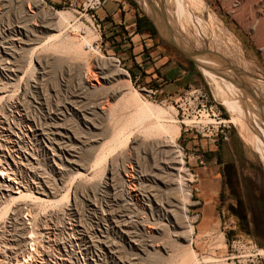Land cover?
<instances>
[{
  "label": "rangeland",
  "instance_id": "obj_1",
  "mask_svg": "<svg viewBox=\"0 0 264 264\" xmlns=\"http://www.w3.org/2000/svg\"><path fill=\"white\" fill-rule=\"evenodd\" d=\"M123 1L180 85L131 72L102 5L0 0V40L27 44L21 94H0V195L6 167L40 191L0 203V264H249L264 223L249 234L229 205L264 200V0ZM227 170L243 188L217 182L207 229L200 192Z\"/></svg>",
  "mask_w": 264,
  "mask_h": 264
},
{
  "label": "crops",
  "instance_id": "obj_2",
  "mask_svg": "<svg viewBox=\"0 0 264 264\" xmlns=\"http://www.w3.org/2000/svg\"><path fill=\"white\" fill-rule=\"evenodd\" d=\"M98 17L104 28L107 25H114L116 33L113 34L114 40H116V48L119 49V58L128 65L131 72L136 74L137 70H144L146 75L150 78H161L164 80L163 85H180L182 81L186 80V76L180 73V67H171L169 63H165V59L161 56H154L155 53L149 54L151 36L136 33L137 29V18L141 17L137 15L133 9L129 8V5L121 0H106L100 11ZM120 29V30H118ZM122 31V32H120ZM151 40V39H150ZM146 49L147 52L144 51ZM150 56L153 57L150 62ZM217 182L220 183V191L222 189L223 175L213 178V183L205 184L201 190L202 196L210 197L209 200L204 203L202 207V219L199 222L200 226H204L209 229L214 225L216 221V213L218 206L214 205V195H216L218 186ZM212 185L215 187L213 189ZM219 191V190H218ZM204 196V198H206ZM262 264H264V256L260 258Z\"/></svg>",
  "mask_w": 264,
  "mask_h": 264
},
{
  "label": "built area",
  "instance_id": "obj_3",
  "mask_svg": "<svg viewBox=\"0 0 264 264\" xmlns=\"http://www.w3.org/2000/svg\"><path fill=\"white\" fill-rule=\"evenodd\" d=\"M44 1V0H38ZM90 9L99 8L106 1L91 0ZM86 11V9H85ZM94 17V15L92 16ZM100 27V25H98ZM21 35V33H20ZM22 36V35H21ZM20 36V37H21ZM4 37V34L1 36ZM19 37V38H20ZM27 46L21 39L7 41L5 39L0 40V94L4 97L19 96L22 92V72L20 68L21 57L24 53L25 47ZM120 63V60L117 59ZM153 93V92H152ZM4 110L3 106H0V111ZM5 175L1 176L2 179V192L0 195V203L11 200L14 196L20 195L24 191L39 192L38 186L34 184H27L21 179L16 173L12 172L10 168H4ZM14 197V198H15ZM29 217V212H26ZM25 217L26 221L29 218ZM264 254L255 253L250 256L249 264H262L260 258Z\"/></svg>",
  "mask_w": 264,
  "mask_h": 264
},
{
  "label": "flooded vegetation",
  "instance_id": "obj_4",
  "mask_svg": "<svg viewBox=\"0 0 264 264\" xmlns=\"http://www.w3.org/2000/svg\"><path fill=\"white\" fill-rule=\"evenodd\" d=\"M223 175V183L226 182L228 188L237 189V184L243 188L242 179H240L241 175L230 170L222 172ZM239 177V178H237ZM240 181V183L238 182ZM247 195H244L243 198H236L235 204L229 205V211L231 212L232 216L236 218L235 221L238 223L240 221H244L245 231L249 234L254 232L253 229L259 227L260 224L264 223V200L259 196H256L254 201L250 203L249 206L244 207V204L247 200ZM245 201V202H244Z\"/></svg>",
  "mask_w": 264,
  "mask_h": 264
},
{
  "label": "water",
  "instance_id": "obj_5",
  "mask_svg": "<svg viewBox=\"0 0 264 264\" xmlns=\"http://www.w3.org/2000/svg\"><path fill=\"white\" fill-rule=\"evenodd\" d=\"M172 44H174V46L176 47V48H178L179 50H181L182 52H184L185 54H187L191 59H193V57L195 56V53H193V52H191V53H187V52H185L182 48H180V46H178L175 42H173ZM208 54H211V55H213V56H215V58L218 60V61H220V62H222V63H224V64H226L238 77H242V75H245V73L244 72H242L239 68H237V67H235V66H233V64L231 63V62H229L226 58H224V57H222V56H220V55H218V54H214V52H210L209 50L208 51H206ZM246 87H248L247 85H245V84H243V86H242V88L243 89H245L252 97H256V96H254V94H253V92H252V90L250 89V88H246ZM256 99V98H255Z\"/></svg>",
  "mask_w": 264,
  "mask_h": 264
},
{
  "label": "bare ground",
  "instance_id": "obj_6",
  "mask_svg": "<svg viewBox=\"0 0 264 264\" xmlns=\"http://www.w3.org/2000/svg\"><path fill=\"white\" fill-rule=\"evenodd\" d=\"M35 29H36V28H35ZM20 31H21V30H20ZM22 31H23V30H22ZM24 41H25V40H24ZM24 43H25V42H24ZM28 44H29V43H28ZM43 45H44V44H42L41 46H43ZM41 46H38V47H36L35 49L37 50V49H39ZM1 97H3V96H1ZM5 98H6V97H5ZM235 119H236V118H235ZM235 119H234V121H235ZM236 120H238V119H236ZM19 131H20V130H19ZM35 131H36V130H35ZM32 132L34 133V131H32ZM42 132H43V131H42ZM16 133H17V132H16ZM43 133H44V132H43ZM42 135H43V134H42ZM47 135H48V134H47ZM27 136H29V135H27ZM16 137H18V136L16 135ZM68 138H69V137H68ZM21 140H22V139H21ZM172 142H174V141H172ZM170 143H171V142H170ZM172 146H173V145H172ZM175 147H176V146H175ZM73 155H74V154H73ZM75 155H76V154H75ZM2 156H4V155H2ZM0 157H1V156H0ZM73 157H74V156H73ZM74 160H75V159H74ZM181 162H182V161H181ZM1 164H2V163H0V166H1ZM2 166H3V165H2ZM167 167H168V166H167ZM169 169H170V168H169ZM171 170H172V169H171ZM3 171H5V170H3ZM3 171H2V172H3ZM0 174H1V172H0ZM82 174H83V173H80L79 175H82ZM2 175H4V174H2ZM84 175H85V174H84ZM84 175H83V176H84ZM181 182H182V181H181ZM180 184H181V183H180ZM180 184H179V185H180ZM182 185H184V184H182ZM184 186H185V185H184ZM180 190H181V188H180ZM182 190H183V188H182ZM44 191H45V190H44ZM183 191H184V190H183ZM185 192H186V191H185ZM45 193H46V192H45ZM181 193H182V192H181ZM23 194H24V193H23ZM32 194H33V192H32ZM39 194H40V193H39ZM46 194H47V193H46ZM183 194H184V193H182V195H183ZM28 195H29V194H28ZM28 195H27V196H28ZM43 195H44V193H43ZM22 196H23V195H22ZM30 196H33V195L30 194ZM35 196H37V195L35 194ZM184 196H185V195H184ZM18 197H19V196H18ZM18 197H17V198H18ZM23 197H24V196H23ZM46 197H48V196H46ZM27 198H28V197H27ZM35 198L38 200V197H35ZM182 198L184 199V197H182ZM19 199H20V198H19ZM19 199H18V200H19ZM39 199H42V197L39 198ZM186 199H187V198H186V196H185V199H184V200H186ZM13 200H14V199H13ZM16 200H17V199H15V201H16ZM44 200H45V199H44ZM184 200H183V203H182V210H183V211L186 210V209H185V206H184V202H185ZM187 200H188V199H187ZM15 201H14V202H15ZM46 201H49V200H45V202H46ZM52 201H53V200H52ZM52 201H51V203H52ZM42 202H43V200H42ZM54 202H55V201H54ZM187 203H188V201L186 202V204H187ZM18 204H19V203H18ZM14 206H15V205H14ZM189 233H190V235H192V234H193L192 230H191ZM3 243H4V242H3ZM5 247H7V246H5ZM5 247H4V248H5ZM7 248H8V247H7ZM5 249H6V248H5ZM0 251H1V250H0ZM5 252H6V251H5ZM3 255H4V254H3ZM29 257H30V256H29ZM16 259H17V258H16ZM16 259H15V260H16ZM187 260H188V259H187ZM27 261H28V260H27ZM25 262H26V261H25ZM183 263H184V262H183ZM194 263H195V262H194Z\"/></svg>",
  "mask_w": 264,
  "mask_h": 264
},
{
  "label": "trees",
  "instance_id": "obj_7",
  "mask_svg": "<svg viewBox=\"0 0 264 264\" xmlns=\"http://www.w3.org/2000/svg\"><path fill=\"white\" fill-rule=\"evenodd\" d=\"M137 20H138V22H137V31L139 33L143 34V33H146L147 31L153 33V27H152L150 22H148L147 20H145L142 17H138ZM145 30H147V31H145Z\"/></svg>",
  "mask_w": 264,
  "mask_h": 264
}]
</instances>
